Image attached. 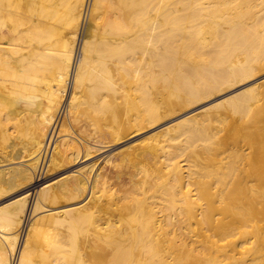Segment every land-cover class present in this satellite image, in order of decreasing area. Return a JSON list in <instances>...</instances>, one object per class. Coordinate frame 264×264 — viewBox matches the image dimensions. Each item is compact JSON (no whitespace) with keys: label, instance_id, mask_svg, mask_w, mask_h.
<instances>
[{"label":"bare ground","instance_id":"6f19581e","mask_svg":"<svg viewBox=\"0 0 264 264\" xmlns=\"http://www.w3.org/2000/svg\"><path fill=\"white\" fill-rule=\"evenodd\" d=\"M263 66L264 0H0V264H264L260 85L163 129L127 183L89 162Z\"/></svg>","mask_w":264,"mask_h":264},{"label":"rangeland","instance_id":"374dc122","mask_svg":"<svg viewBox=\"0 0 264 264\" xmlns=\"http://www.w3.org/2000/svg\"><path fill=\"white\" fill-rule=\"evenodd\" d=\"M72 81L73 79H70V89H71ZM263 83H264V66L253 70L251 73L247 74L246 76L238 78L237 80L231 83H226L216 88L215 90L207 91L201 94V96L198 97L197 99L184 103L185 105L182 104L183 105V106L181 105L182 107L177 106L173 110L167 111V113H164L165 115L163 114L162 116L163 118H159V120L157 121L155 119L151 121L152 123L149 122L150 124L143 122L145 124L142 123L143 125L141 124L139 128L134 127L132 130L130 129L127 132L121 133L122 135L120 134V136H117L116 138L114 137L109 138V136L108 135L106 136L105 134V136L108 139H105L103 137L102 143L98 144V146L102 147V149L100 150V152L98 151L99 153L97 152L98 154L94 153L89 162L91 163L96 162L97 163V165L95 166L96 169L99 167L100 168L103 167V169L101 168V171H103L104 169L105 170L102 172V174L106 173L105 175H107L109 173L108 178L111 179V183L113 182L115 183L116 182L115 180H117L115 178V174H117V171L119 174H123V175L124 174L126 175L125 171L128 173H131L132 170L134 171V168L131 165L134 166L140 160V158L137 157V154L147 144H150V143L156 142V140H159L160 139L159 134L161 133L163 129L169 127L170 125L174 123L185 120L189 116L194 117L196 115L195 116L196 118L200 119L201 117L203 119L208 114V112L206 111H210L209 109H211V112H213L214 108L216 109V107L214 106L216 103L223 101L225 99H228L232 96L239 95L242 91H244L245 89L249 87L251 88L252 86L260 85L263 88L261 89V87H259V91H262L264 89ZM120 91L121 92L119 93V95L121 98L118 97L119 95H117L116 97H114L116 98L115 100L110 99V97L112 96L110 95L108 99H110V101L114 100V102H118V104H119V101H121L120 105L122 106H120L121 108L119 107L118 110H122L121 112L123 113L119 111V114L121 113L122 115L118 114V116L124 119L126 117V113L124 114V111H125V107L123 106L124 100L122 101V99H124L122 95L123 90L120 89ZM213 106L214 108H212ZM202 112L205 115H202L201 114ZM198 114H200L201 116H199ZM126 118H128V116ZM123 157H129V160H130V164H129V161L128 163L127 162H124L125 164L123 163L125 167L127 166L126 168L124 167L120 168V167L113 166L115 164L113 161L115 160L120 161L121 158ZM107 158H111V160H113L111 161L113 165L110 164L111 162L110 163L107 162L106 164ZM179 160H181V158H179ZM128 164L130 166H128ZM78 167L80 168L81 165H78V166L73 165L71 167L70 165H66L58 170H55V171L53 170L51 173L48 172L49 175L48 174L46 175L47 176L46 181L54 182L58 180L59 178H61L62 176L68 175L71 172V170L78 168ZM112 167L114 168L112 169ZM129 169H132V170L130 171ZM121 170H124L123 171L124 173H121ZM42 175L45 176L44 173ZM125 175L124 176L121 175L120 177L123 182L127 183L128 178H127V175L126 177ZM117 186L119 187V185L115 184V187L113 189H116ZM3 194H4V197H3ZM3 194L0 195V208L3 207V205L5 206L10 201L9 200V195L11 194L10 191L8 193V196L5 195V193ZM14 195L16 194L10 195V197H13ZM62 231H65V229L64 230L62 229ZM21 234L23 237L24 232H22Z\"/></svg>","mask_w":264,"mask_h":264}]
</instances>
